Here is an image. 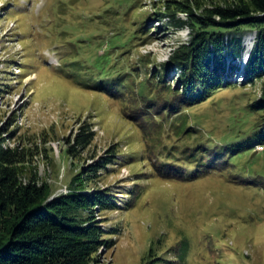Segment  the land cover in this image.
Listing matches in <instances>:
<instances>
[{
  "label": "rangeland",
  "instance_id": "obj_1",
  "mask_svg": "<svg viewBox=\"0 0 264 264\" xmlns=\"http://www.w3.org/2000/svg\"><path fill=\"white\" fill-rule=\"evenodd\" d=\"M182 1L211 7L249 0L0 2V140L28 152L21 179H37L51 197L66 193L81 171L112 145L117 148L116 162L88 182V192L112 189L118 205L102 214L104 227H117L114 244L100 247L89 264H146L150 246L158 257L154 264H264V145L256 151L255 146L222 150L243 143L241 136L253 127L259 114H251L249 104L259 100L261 83L245 84L241 73H230L234 67L226 68L220 76L231 85L181 110L175 128L152 120L147 130L140 129L129 117L133 110L148 109L149 91L141 83L159 65H165L160 80L177 86L169 61L190 34L166 28V20L153 12H167L166 5ZM198 6L194 11L200 13ZM132 28L137 38L126 47ZM120 29L125 35H115ZM253 34L246 32L244 52ZM108 69L133 73L120 87L121 97L92 87L112 76ZM154 105L152 114L165 102ZM161 111L153 118L168 120L171 115ZM184 112L199 128L187 137L175 132ZM83 122L92 124L95 137L75 158L67 151L68 140ZM200 139L212 144L207 153L215 148L228 162L194 178L195 163L206 159L196 145Z\"/></svg>",
  "mask_w": 264,
  "mask_h": 264
},
{
  "label": "trees",
  "instance_id": "obj_2",
  "mask_svg": "<svg viewBox=\"0 0 264 264\" xmlns=\"http://www.w3.org/2000/svg\"><path fill=\"white\" fill-rule=\"evenodd\" d=\"M191 4L182 1L176 5H166L167 12H153L166 20V27H188L190 37L173 51L169 61L177 70V86L160 80L159 70L165 65H159L158 71L148 73L146 84H149V88L145 82L141 83L149 91L148 96L144 97L148 109L133 110L129 117L139 124L137 126L140 129L143 127L147 130V125L152 120L175 128L172 126L173 120L181 115V110L199 104L215 90L231 85L229 81L223 80L220 73L226 68L237 69V65L230 63H235L242 57L243 37L251 30L255 32V39L246 61L243 82L261 83L259 100L249 104V112L259 115L253 127L241 136L243 143L222 145V150L228 154V150L235 153L240 149L264 144V0L239 1L236 5L211 7ZM134 6L135 4L132 8ZM195 6L202 11L195 12ZM179 13H183L185 18H176ZM124 29H120L115 35H125ZM132 29L129 34L132 37L126 47L137 38L135 29ZM125 51H121L118 57L113 58L114 61L112 59L105 65L113 61L115 66ZM111 71L108 69L107 75ZM111 74L112 76H106L104 81L94 86L112 97H121L123 90L120 87H126L125 82L128 83L127 79H130L133 73ZM161 100L165 102L163 107H167L155 109L152 114L150 108H154V104ZM160 110L171 115L168 120L153 118ZM185 115L175 123V132L183 137L192 135L191 132L199 129L191 126L188 123L190 117L186 113ZM138 117L142 120H137ZM94 137L92 124L81 123L76 133L68 140L67 151L75 158L78 157L90 147ZM202 140L206 139L196 140V145L206 152L212 144H206V141ZM194 146L195 144L193 148ZM114 148L116 147L113 145L109 147L105 155L81 171L78 183L70 184L68 192L51 197L46 185L39 184L37 179L29 178L28 182L21 179L22 165L28 152L18 145L10 147L0 140V264H89L100 247L114 244L111 236L117 232V227H104L105 217L102 214L118 207L116 194L107 187H95L88 192V182L102 174L108 165L116 162L117 148ZM145 152L144 148V154ZM224 152L216 151L215 148L206 152V159L201 158L195 163V169L190 176L197 178L209 169L222 168L221 164L228 162ZM221 157L223 161L220 163ZM180 176L187 178L189 175ZM148 256L150 257L146 264H154L158 258L155 257L156 251L151 246Z\"/></svg>",
  "mask_w": 264,
  "mask_h": 264
},
{
  "label": "clouds",
  "instance_id": "obj_3",
  "mask_svg": "<svg viewBox=\"0 0 264 264\" xmlns=\"http://www.w3.org/2000/svg\"><path fill=\"white\" fill-rule=\"evenodd\" d=\"M185 16V15H184ZM183 18H185V17H183ZM167 28H169V27H167ZM188 31H189V34H190V29L188 28V27H185ZM185 28H180V30H182V29H185ZM177 30H179V28L177 29ZM190 37V36H189Z\"/></svg>",
  "mask_w": 264,
  "mask_h": 264
},
{
  "label": "bare ground",
  "instance_id": "obj_4",
  "mask_svg": "<svg viewBox=\"0 0 264 264\" xmlns=\"http://www.w3.org/2000/svg\"><path fill=\"white\" fill-rule=\"evenodd\" d=\"M31 77H32V76L28 77L27 80L30 79Z\"/></svg>",
  "mask_w": 264,
  "mask_h": 264
},
{
  "label": "snow or ice",
  "instance_id": "obj_5",
  "mask_svg": "<svg viewBox=\"0 0 264 264\" xmlns=\"http://www.w3.org/2000/svg\"><path fill=\"white\" fill-rule=\"evenodd\" d=\"M0 2H2V0H0Z\"/></svg>",
  "mask_w": 264,
  "mask_h": 264
}]
</instances>
